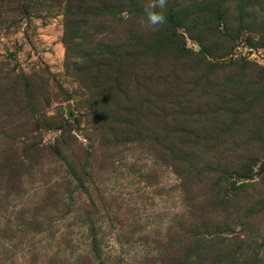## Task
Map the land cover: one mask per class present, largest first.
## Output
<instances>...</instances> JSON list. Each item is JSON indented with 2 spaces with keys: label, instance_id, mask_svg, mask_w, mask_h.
Returning <instances> with one entry per match:
<instances>
[{
  "label": "rangeland",
  "instance_id": "obj_1",
  "mask_svg": "<svg viewBox=\"0 0 264 264\" xmlns=\"http://www.w3.org/2000/svg\"><path fill=\"white\" fill-rule=\"evenodd\" d=\"M144 3L0 0V264H264V0Z\"/></svg>",
  "mask_w": 264,
  "mask_h": 264
},
{
  "label": "clouds",
  "instance_id": "obj_2",
  "mask_svg": "<svg viewBox=\"0 0 264 264\" xmlns=\"http://www.w3.org/2000/svg\"><path fill=\"white\" fill-rule=\"evenodd\" d=\"M167 6V0H146L143 4V16L139 18L138 24L143 30L159 31L166 25L167 18L164 9ZM124 19H128V12L121 13Z\"/></svg>",
  "mask_w": 264,
  "mask_h": 264
}]
</instances>
